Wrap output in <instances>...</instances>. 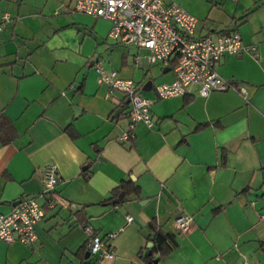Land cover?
<instances>
[{"label": "crops", "instance_id": "0c3cea01", "mask_svg": "<svg viewBox=\"0 0 264 264\" xmlns=\"http://www.w3.org/2000/svg\"><path fill=\"white\" fill-rule=\"evenodd\" d=\"M166 1L197 17L195 34L233 29L255 46L215 64L246 95L192 87L160 98L156 85L173 69L135 66L142 47L110 37V20L75 10L74 0H0V111L15 130L0 140V211L38 196L47 164L63 200L38 197L46 214L35 241L0 239V264H83L86 226L115 232L113 257L93 254L94 264H146L151 219L176 238L157 264H264V0ZM98 60L141 84L152 125L139 120L123 137L128 104L122 110L123 94L98 82ZM133 184L138 192L126 193ZM180 212L193 217L185 231L174 225Z\"/></svg>", "mask_w": 264, "mask_h": 264}, {"label": "built area", "instance_id": "2783aa9c", "mask_svg": "<svg viewBox=\"0 0 264 264\" xmlns=\"http://www.w3.org/2000/svg\"><path fill=\"white\" fill-rule=\"evenodd\" d=\"M74 9L95 17L111 21L108 35L117 42L134 44L147 50L133 56L135 66L141 67L158 63L169 66L174 71L171 81L156 85L160 98L185 94L196 87L200 95L206 96L211 91L238 89L246 95L247 88L240 85L236 88L230 80L221 75L215 68L217 60L224 54L239 53L242 50L253 51L254 45L242 42L236 30H220L204 35L195 34L197 17L175 1L166 0H74ZM2 19H9L3 12ZM97 80L108 85L109 92L119 90L128 99V130L123 137H131L137 121L148 125L154 123L149 98L141 93V84L132 78L121 77L117 71L106 70L101 61H96ZM43 189L38 196L21 198L8 212L0 211V239L7 242L20 240L33 243L36 239L35 224L44 218L46 211L39 202L43 197L49 206L63 200L55 195L58 174L54 164H47L41 170ZM127 214L126 219L132 220ZM193 217L190 213L180 212L174 218L178 231L189 229ZM88 234V251L94 255L112 258L113 249L108 238L115 235L109 232L100 235L90 226L85 227ZM245 264H248L247 262Z\"/></svg>", "mask_w": 264, "mask_h": 264}, {"label": "trees", "instance_id": "16d2710c", "mask_svg": "<svg viewBox=\"0 0 264 264\" xmlns=\"http://www.w3.org/2000/svg\"><path fill=\"white\" fill-rule=\"evenodd\" d=\"M228 31L229 29H223ZM126 98L123 97L120 101V105L122 110L127 107ZM15 135L14 126L11 120L0 111V140L1 142H7L13 139ZM124 188V186H122ZM126 193L131 191L138 192V185L133 184L132 186H127L124 188ZM156 220L151 219L149 221V226L153 230L151 235L149 236V241L152 242V246L150 247V251H148V247L146 250L141 253L142 258L144 259L146 264H157V260L166 254H168L173 246L176 244L175 233L170 231H161L157 225ZM81 249H84L81 247ZM85 251V249H84ZM83 251V252H84ZM92 253L89 252V256L83 258V264H94L91 259Z\"/></svg>", "mask_w": 264, "mask_h": 264}, {"label": "water", "instance_id": "95a60500", "mask_svg": "<svg viewBox=\"0 0 264 264\" xmlns=\"http://www.w3.org/2000/svg\"><path fill=\"white\" fill-rule=\"evenodd\" d=\"M165 68H169V67L166 66ZM147 83H151V80H148L147 82H145V84L143 85V88H146ZM128 101L129 100L126 99V102H128ZM122 197H123V193L119 194L118 197L113 200V202L119 201ZM151 246H152V242L150 241L149 244H148V247H149L148 251H150V247ZM87 256H89V251L88 250L85 253V257H87Z\"/></svg>", "mask_w": 264, "mask_h": 264}, {"label": "rangeland", "instance_id": "374dc122", "mask_svg": "<svg viewBox=\"0 0 264 264\" xmlns=\"http://www.w3.org/2000/svg\"><path fill=\"white\" fill-rule=\"evenodd\" d=\"M146 52H147V50L144 49V48H140V49H139V53H141V54H144V53H146ZM145 64H146V62L144 61V62H143V65H145ZM118 92H120V93L122 94L121 91L118 90Z\"/></svg>", "mask_w": 264, "mask_h": 264}]
</instances>
